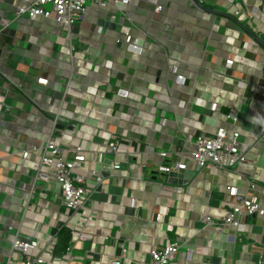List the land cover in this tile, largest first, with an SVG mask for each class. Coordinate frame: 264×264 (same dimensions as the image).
Here are the masks:
<instances>
[{
  "label": "crops",
  "instance_id": "0c3cea01",
  "mask_svg": "<svg viewBox=\"0 0 264 264\" xmlns=\"http://www.w3.org/2000/svg\"><path fill=\"white\" fill-rule=\"evenodd\" d=\"M23 1L0 0V23L10 20L0 36V69L24 86L12 87L11 123L0 130V263H5L14 239L8 224L18 225L29 196L21 185L33 174L32 162L28 165L7 152L45 139L48 117L72 75L78 91L68 94L70 102L66 97L64 114L98 129L92 134L93 148L103 154L102 161L96 156L84 164L87 184L97 190L91 203L98 218L92 222V238L78 242L70 264H109L121 253L122 242L128 258L150 264V248L161 249L174 240L185 241L181 258L187 256V247L200 250L186 264H264L263 215H242L241 226L228 225L224 231L206 222L207 215L221 221L235 203L227 184L256 197L264 207V191L248 189L250 182L264 185V17L254 23L248 13L263 9L264 0H235L245 13L240 16L232 13L228 0H211L210 5L204 0L200 4L206 9L193 0H167L159 13L150 0H131L126 12L112 3L104 10L90 7L88 17L71 29L73 57L67 49L55 52L59 41L66 45L68 27L52 18L17 15L12 6ZM122 24L132 26L136 51L116 41ZM76 38L83 48L75 46ZM227 58L234 59L230 67ZM41 72L52 80L47 90L33 84ZM178 74L185 76L184 83L178 82ZM120 88L129 96H119ZM34 124L39 131L32 134ZM219 127L241 131L243 149L253 163L210 169L190 162L185 170L193 175L177 184L158 170L165 160H181L178 151L187 136L213 134ZM114 135L119 138L113 140ZM109 141L140 152L144 164L125 148L105 151ZM164 150L169 152L165 160L160 156ZM114 160L121 161L120 168L112 167ZM93 168L101 171L103 183L90 173ZM43 185L44 203L58 209V184L51 180ZM34 199L37 211L39 190ZM34 215L30 209L28 216ZM104 233L112 236L105 240Z\"/></svg>",
  "mask_w": 264,
  "mask_h": 264
},
{
  "label": "built area",
  "instance_id": "2783aa9c",
  "mask_svg": "<svg viewBox=\"0 0 264 264\" xmlns=\"http://www.w3.org/2000/svg\"><path fill=\"white\" fill-rule=\"evenodd\" d=\"M87 1H90L91 5H87ZM198 1L202 3L204 0ZM150 2L153 4L154 12L159 13L166 7L168 1L150 0ZM111 3L126 12L130 8L131 0H24L21 3L14 4L12 8L19 16L52 18L67 26L69 37L64 46L67 47V52L71 54L74 48L71 42L72 27L79 21L86 19L91 8L104 10ZM47 4H51L52 8H47ZM228 4L235 16L245 14L242 8L237 6L235 0H228ZM191 5L195 6L193 2H191ZM248 13L252 21L257 23L258 20L264 17V8L254 7ZM9 22L10 20L0 23V36L9 26ZM116 41H125L133 50L138 49V45L134 42L131 25L122 24L120 26V36L116 37ZM71 56L73 57L72 54ZM247 61L248 58L242 59L243 63ZM233 64V58L226 59L228 67ZM24 75L28 76V72H25ZM72 78L71 75V80L64 89V96L59 98V106L54 111V115L48 117L47 122H50L48 125L49 131L45 134V139H34L21 149L7 152V155L17 156L18 161L28 162V165L29 161L32 162L31 170L33 174L30 182H23L21 185L24 190H29V196L19 212V223L17 226L8 224V228L14 230L15 233L5 264H70L78 242L92 238V222L98 218V210L97 206L93 205L91 201L97 190L88 186L89 176L83 172V169L84 164L89 160H93L96 156L102 161L103 152L93 148L92 134L96 135L98 133L95 126L88 124L85 119L78 120L64 114L67 95L78 91V88L72 84ZM177 80L184 83L186 78L184 75L178 74ZM51 81L44 72L36 73L33 77V84L41 89L48 88ZM12 87L24 88L23 84L10 79L9 75L0 69V130H6L11 123L9 116L13 106L8 102V98L12 94ZM118 94L119 96L128 97L129 91L120 88ZM33 99L38 104L36 98ZM42 116L45 117L43 114ZM117 117L120 119L119 116ZM227 118L233 121L237 120V117L233 114H227ZM76 123H80V125L76 127ZM38 131V124H34L30 129L32 134ZM56 131L59 132L57 136H55ZM241 136L242 133L239 129L229 130L225 127H219L213 134L202 131L195 138L187 136L184 148L178 151L181 160L167 161L165 158L169 155V152L167 150L161 151L160 156L165 161L159 164L158 170L168 174L179 169H186L190 162H194L200 168L210 169L253 163L254 161L249 158L247 152L243 149L244 142H242ZM106 145L105 151L114 150L116 153H120L121 148H125L127 153L137 156V161L141 165L144 164L142 154L132 150L129 145L122 146L115 141H109ZM120 166L121 161H113V168H120ZM90 173L99 176V183L104 182V177L99 169L93 168ZM51 180H54L59 186L58 209L56 210L52 207L49 208L44 203V200L47 199V191L43 183ZM260 188L264 191V185L260 186L256 182H250L248 185V189L258 190ZM36 190H39L41 200L38 203L41 208L37 211L35 207L37 201L35 202L34 199ZM226 190L236 198V201L230 209L226 210L221 221H215L212 216L207 215L206 222L208 226L216 224L220 231H224L228 225L241 226L239 220L242 215L260 214L264 216V207L256 197L241 193L238 187L232 184H227ZM182 191V187L177 188V192L181 193ZM131 204L136 205L135 198L131 200ZM30 209L35 213L32 217L28 216ZM75 218L77 219L76 222ZM64 227L71 229L72 236L66 249L61 253H56L55 248L60 239L59 232ZM101 235L105 240L112 236L109 233ZM120 246L121 253L116 255L109 264H142L128 258L125 242H122ZM184 246V240H174L161 249L157 247L150 248V264H186L191 260L192 254L200 252L198 248L187 247V256L181 258L179 254Z\"/></svg>",
  "mask_w": 264,
  "mask_h": 264
},
{
  "label": "rangeland",
  "instance_id": "374dc122",
  "mask_svg": "<svg viewBox=\"0 0 264 264\" xmlns=\"http://www.w3.org/2000/svg\"><path fill=\"white\" fill-rule=\"evenodd\" d=\"M210 2H211V0H209L208 2H205L204 4H206V5H210V4H211ZM86 4H87V5H91V2H90V1H87ZM46 7L49 8V9H51V8H52V5H51V4H47ZM122 14H123V12L120 11L119 14H118L119 17H122ZM123 22H124V21H123ZM123 22H122V23H123ZM263 38H264V34H263ZM62 41H63V40L59 41V44H57V47H56V50H55L56 54H57V52L60 51L62 48H63L64 50L67 49V47L63 46L64 44L62 43ZM73 42H74L75 46L78 47L79 49H81V48L84 47V46L81 44V42L78 40V38L73 39ZM15 49H16L15 47H12V50H13V51H15ZM56 54H55V57H56ZM71 99H72V96H71V95H68V96H67V102H70ZM69 107H70V108H74V106L71 105V104L69 105ZM246 109H247V107H245V110H246ZM79 125H80V123H76V127H78ZM46 129L49 130V127H47ZM116 138H119V135H114V136H113V140H116ZM47 212H48V211H47ZM11 215H12V213H11ZM0 264H5V263H4V262H1Z\"/></svg>",
  "mask_w": 264,
  "mask_h": 264
},
{
  "label": "water",
  "instance_id": "95a60500",
  "mask_svg": "<svg viewBox=\"0 0 264 264\" xmlns=\"http://www.w3.org/2000/svg\"><path fill=\"white\" fill-rule=\"evenodd\" d=\"M200 8L206 9L203 5H201L197 0H193ZM3 50L0 47V54H2ZM194 172L188 171L185 169H179L178 171H173L168 173L169 180L174 183H186L189 178L193 175Z\"/></svg>",
  "mask_w": 264,
  "mask_h": 264
},
{
  "label": "trees",
  "instance_id": "16d2710c",
  "mask_svg": "<svg viewBox=\"0 0 264 264\" xmlns=\"http://www.w3.org/2000/svg\"><path fill=\"white\" fill-rule=\"evenodd\" d=\"M72 232L71 229L64 227L63 229L60 230L59 232V242L56 245L55 252L56 253H61L63 252L67 245L69 244V241L71 239Z\"/></svg>",
  "mask_w": 264,
  "mask_h": 264
}]
</instances>
